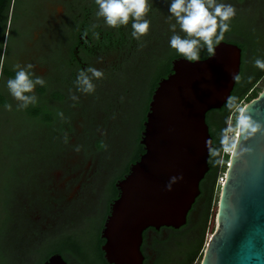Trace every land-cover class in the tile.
Returning <instances> with one entry per match:
<instances>
[{
  "label": "rangeland",
  "instance_id": "374dc122",
  "mask_svg": "<svg viewBox=\"0 0 264 264\" xmlns=\"http://www.w3.org/2000/svg\"><path fill=\"white\" fill-rule=\"evenodd\" d=\"M232 5L240 16L248 18L246 23L242 21L247 36L230 35L227 41L240 46L243 59L248 64L254 56L250 52L252 45L260 54L264 53V0H234ZM97 10L95 0H13L12 2L4 39L0 40V101L2 102L0 103V264H33V260L35 264H44L54 255L53 253L61 249L62 240H66L67 235L78 234L85 228L82 221L76 219L75 224L67 228H59L58 232L55 231L53 235L46 237L51 223H55L56 218L54 214L52 216L42 210L46 207L48 210L50 206L43 191H51L53 203L56 204L82 206L85 199L94 203L99 201L97 208L99 211L90 212V216L102 215L106 194L103 191L104 184L100 186L98 184L99 179L102 177L101 183L104 180L110 181L116 173L109 170L120 164L121 156H128L127 160L130 158L131 143L133 144L136 139L140 120L138 109L142 104V95L148 78L144 75L143 69L153 56L161 53L162 43L158 39L170 38L173 34L170 31V24L174 23V20L168 19L167 0H148L145 18L150 21L149 30L139 39H134L131 35L135 43L134 48L128 44L123 50L100 52L91 58L80 54L79 58L84 68L77 66L67 68L68 49L75 43L72 42V32L75 28H78L79 33L86 35V38L89 36L90 23L93 27L100 25L104 29L110 28L102 17L96 16ZM89 11L93 12L90 14V23L84 18ZM151 12L157 13L155 20L151 19ZM39 18H41L40 24L35 28ZM68 19L71 23L64 25L63 23ZM66 26L70 28L69 39L67 46L55 49L60 52L58 57L60 64L58 70L53 72L54 68H51L47 62L48 47L46 50L43 47L55 32H57L56 38L62 36L61 40L66 41L67 29L64 32ZM42 42L45 43L41 46ZM17 63L21 66L31 64L33 66L31 71L35 76L45 81L43 86L37 85L31 93L38 97L36 104H29L26 108L16 107L19 102L15 98H10L6 87V81L15 77L14 66ZM89 67L98 69L104 75L91 79L95 96L78 90L77 84L70 86L63 83L67 77L71 78V72H76L78 76L81 70ZM61 69H64L63 72L59 71ZM111 78L114 81H111ZM48 80L51 89L45 86ZM254 90L260 93L264 91V76L254 86ZM104 91L108 92L107 97ZM252 96L253 93L250 91L238 102L230 115L228 129H231V124L235 125L236 121L238 122L240 113L253 100ZM65 110L69 113L68 118L65 117L67 112H62ZM57 113H62L65 117L61 123H59L61 116ZM34 117L41 118L46 125H49L48 121L54 124L47 128L42 126L36 140L32 141ZM127 119L130 120L129 126ZM21 122L24 124L23 127L20 126ZM133 125L136 127L135 130L127 136L126 132L130 127L133 129ZM49 131L55 136H51ZM32 148L35 149L32 153L38 159L36 168L30 169L27 165L24 168L23 164L26 161L21 154L27 155V151ZM224 154L225 151L222 161L226 159ZM21 171L22 177L23 172L32 173V176L29 180H20L18 175ZM24 181L26 186L27 182L33 183L30 188L27 187L28 190L21 188ZM215 190L218 193L217 187ZM217 193L213 200L202 250L193 264H201L206 246L215 232ZM56 210V207L51 208V212ZM43 211L45 214L42 213ZM97 216L91 219V224L95 226L89 231H82L78 236L89 258L94 254L92 236L103 225L102 216L99 218ZM191 235L184 237V240L189 241ZM43 242L46 244L40 246ZM66 255L73 264H81L73 254L66 253Z\"/></svg>",
  "mask_w": 264,
  "mask_h": 264
},
{
  "label": "water",
  "instance_id": "95a60500",
  "mask_svg": "<svg viewBox=\"0 0 264 264\" xmlns=\"http://www.w3.org/2000/svg\"><path fill=\"white\" fill-rule=\"evenodd\" d=\"M242 58L239 45L223 40L206 59H175L158 83L140 137L144 154L117 182L119 197L101 232L108 264H143L146 230L187 224L209 171L213 138L206 117L230 101ZM238 123L216 229L201 264H264V91ZM44 264L68 263L54 254Z\"/></svg>",
  "mask_w": 264,
  "mask_h": 264
},
{
  "label": "trees",
  "instance_id": "16d2710c",
  "mask_svg": "<svg viewBox=\"0 0 264 264\" xmlns=\"http://www.w3.org/2000/svg\"><path fill=\"white\" fill-rule=\"evenodd\" d=\"M12 2L13 0H0V40L4 39V33H5V28H7V22L9 20V14H10V10L12 7ZM223 2L225 3H230V4H234V0H223ZM91 13H93L91 11ZM90 11L84 16L85 20H89V17L91 19L90 16ZM239 12H236L235 16L233 18H231V20L228 22L229 23V29L224 33V38L222 40L219 41V43L223 40H228V36L230 35H242V36H247V33L244 28V21L246 23V20L248 19L247 16H240L238 14ZM151 19L155 20V17H157V13L151 12L150 14ZM243 21V23H242ZM131 18L129 20L128 25H118L117 27L113 28H107L104 29L103 27H101L100 25L93 27L90 23L89 28H88V41L91 43H89V47L88 48H84V51L86 53V56L89 55L90 57H95L97 56L100 52H108V51H113V50H123V48L125 46H127L128 44L132 45L131 48L135 47V43H134V39L131 38ZM217 31H219V29H217ZM130 33V34H129ZM161 39V40H160ZM246 39V38H244ZM86 40V35L84 36L83 34L78 32V28H75L72 32V42L76 41L80 42ZM160 41V43H162V47H161V53L158 55L153 56V58L151 60L148 61V63H146L145 68L143 69V73L144 75H146L147 78V83H146V88L144 90V94L142 95V104L140 105L138 112L140 114V120H139V124H138V130L136 133V139L133 142V144L131 143V147H130V162L131 163H135L137 162L141 155L144 154V147L140 144V135L143 131V124L146 120V115L148 113L149 110V103L151 102L152 99V95L155 91V89L158 86V83L166 78L168 75L171 74L172 72V62L175 59L178 58H185L183 55L177 54L176 51L174 49H171L169 47V39L168 38H159L158 39ZM230 42V41H228ZM74 43V45H75ZM134 43V44H133ZM219 43H215L214 45H217ZM73 45V46H74ZM91 45V46H90ZM251 46V45H250ZM73 48V47H72ZM156 49V48H155ZM72 51V50H71ZM213 48L212 50H206V48H201L200 53L198 58L201 59H206L208 58L211 54H212ZM250 52L254 55L251 60L248 62V64H246V60L244 61L243 59V70L242 73L240 75V77L237 80L235 89L232 93L231 99L228 103H226L222 110H221V116L220 119L217 121V123L215 124L213 130L210 132L212 138H213V149L214 152L219 156V157H223V152L226 149H233L232 144H230L227 140V134H228V124H229V118L230 115L232 114V112L234 111L236 105L238 104V102L245 96L247 95L250 91H252L253 96L252 98L255 99L259 96L260 91L258 90H254V86L261 80V78L264 76V70H261L257 67H255L254 65V61L256 59H261L264 60V53L260 54V52H258V50L255 49V47L252 45ZM249 52V54H250ZM72 53V52H71ZM76 55V52H73V55H71L70 57H74ZM104 76V75H103ZM108 78V77H107ZM76 80H77V75L76 72H74V74H72L71 78H69L68 80V85H74L76 84ZM111 81H114L113 78L110 79ZM110 81V82H111ZM94 85V84H93ZM105 85V83L103 84ZM95 90H93L92 92L88 93L90 96H95ZM108 92L104 91V95L107 97ZM95 99H98L99 97H94ZM0 103L2 104V102L0 101ZM69 113H66V117L68 118ZM65 117H61L58 121L59 123H61V121L65 120ZM34 121L35 123H37L39 126H44V127H52V125L54 124V122L48 121L49 125H46V122L42 121L41 118L39 117H34ZM128 121H129V125H130V120H126L127 125H128ZM51 124V125H50ZM235 124V123H234ZM128 125V126H129ZM134 126V125H133ZM238 127H239V123L236 121V124L234 125V130L236 128V130L238 131ZM135 126L130 127L128 129V131L126 132L127 136L130 135L134 130H135ZM126 134H124L125 137ZM124 137V139H125ZM128 138V137H127ZM105 145V143H104ZM228 160V157H226V161ZM217 170L220 171V165L217 166ZM218 177V176H217ZM215 183H216V179H215ZM214 189L215 187H213L212 193H211V198H210V204H209V211H208V216L210 219L211 216V209L213 207V194H214ZM112 194H116L117 190L114 188V183L112 185ZM72 224H75L74 221H72ZM100 230H101V226L99 228V231L96 230V233L92 236L93 238V257L89 258L86 255V252L83 250V248L80 246L79 242L77 241V239L74 237V235L71 236H66V235H61V236H66L67 239L66 240H62L63 245L61 247V249L53 254H64L65 251L70 252L71 254H73L77 259H79L80 261H82L84 264H107L106 261L104 260V253L101 251V247L104 244V240H102L100 238ZM214 233V232H213ZM96 235V236H95ZM213 235V234H212ZM60 236V237H61ZM203 247V241L201 243V245L196 248V249H192L189 252L188 255V259H187V264H193L196 257L198 256V254L200 253V251L202 250ZM64 252V253H63Z\"/></svg>",
  "mask_w": 264,
  "mask_h": 264
},
{
  "label": "flooded vegetation",
  "instance_id": "af4514ba",
  "mask_svg": "<svg viewBox=\"0 0 264 264\" xmlns=\"http://www.w3.org/2000/svg\"><path fill=\"white\" fill-rule=\"evenodd\" d=\"M74 6H75V4H74ZM69 20L70 19L66 20V22H64L63 24L65 25L66 23H71L70 22L71 20L70 21ZM40 21H41V18H39V23L35 24V28L40 24ZM88 21L90 22V17H89ZM67 27L68 26H66V28H64V32L67 29V35H66V39H65L66 41L61 40L62 36L61 37L58 36L57 37L58 39H57L56 38L57 32H55L54 35H52V37H50L49 40L46 39L47 40V42H46L47 46L44 45V47H43L45 50L48 47L47 59H49V60L47 62L49 63L51 68H54L53 72L58 70V65L60 64V62L58 60L60 52L58 50H55V49L56 48L59 49L61 46L64 47V45L67 46V42L69 39V33H70V28H67ZM43 43H45V42H42L41 46ZM89 43L90 42L88 41V37H87L86 40H83L80 42L76 41L75 45L72 46L73 48L69 47L68 58L66 60L67 68H74L75 66L81 67L82 69L84 68L83 62L80 61L79 57H80V54L86 55L84 48H88ZM73 52H76V55L74 57L73 56L70 57L71 55H73ZM86 57L91 58L89 55H87ZM14 70H15V66H14ZM63 70L64 69H61L59 71L63 72ZM242 70H243V58H242L241 73H242ZM241 73H240V75H241ZM71 74H74V72L73 73L71 72ZM240 75L238 76V78L240 77ZM238 78H237V80H238ZM68 80L69 79L67 77V79H65V81H63V83L67 84ZM51 83H52V81H51ZM49 85H50V82L48 80L47 85H45V86H47L48 89H51V86H49ZM49 92H50V90H49ZM9 95H10V93H9ZM10 98H13V97L10 95ZM222 108L219 110H212V111L208 112L207 117H206V121H207V124L209 126L210 132L213 130L215 124L220 119V116H221L220 112H221ZM62 112H68V111L65 110ZM32 125L34 128L32 129L33 134H31V136H32V141H34V140H36V136H38V131L41 128V126H39L37 123H35V121H33ZM20 126L23 127L24 124L21 122ZM49 133L51 134V136H55L52 133V131H49ZM140 137H141V135H140ZM35 147H36V145H35ZM22 151H24L23 148H22ZM33 151H35V149H33V148L28 150L27 155L30 154L28 156L26 154L20 153L23 156V159H25V161H26L23 164L24 168L26 167V165L28 167H30V169L36 168L35 165H36L38 159H37V157H35L34 153H32ZM130 152H131V150H130ZM125 157H124V155H122L121 158L119 159V162L121 160L120 164H118L119 166L116 165L117 167L114 166L109 170V172L116 173V175L113 176L110 179V181L106 182V180H104L101 183L102 177L99 179L98 184H99V186L104 184L103 191H104V194H106L105 209L103 210L102 215H98V216L96 215L98 218L101 216H102L101 218H103V225H101V230H100V238L102 240H104V239L101 237V232H102L104 224H105V222H106V220L110 214L111 205L119 197V191L116 189V184L118 181L122 180L130 172V168L134 164V163L130 162L131 161L130 158L127 160L128 156L124 160ZM221 161H222V158L219 157L214 152V149L212 148L211 152H210V158H209V171L206 173L204 179L200 183L201 193H200L199 197L196 199V202L193 205L191 211L189 212L187 224L184 227H182L178 230H175L172 228H165V227H162L159 230H156L154 228H149L148 230H146L144 232L143 243L141 246V250H142V253L144 256L143 264H187L189 252L192 249L194 250V249L198 248L201 245V243L205 237L206 228H207V225H208L209 220H210L209 216H208V211H209L211 193H212L213 187H215V189H216L215 179L217 182V176L219 174V170H217V166H219L221 164ZM30 176H32V173L29 174L28 172H26V173L23 172V177H24L23 178L22 177V171H21V172H19L18 178H20V180H22V179L29 180ZM113 183H114V188L117 190V193L115 195L111 193L112 192L111 188H112ZM30 184L31 183L27 182V186H26V182L24 181V183L21 184V188H24V190H26L27 187L30 188L33 183L31 185ZM215 189H214V194H213V200L215 198V193H216ZM43 192L47 198L46 200L47 201L49 200L48 203H50V206L48 207V210H47V207L42 208V210H44L45 212L46 211L49 212L50 215H52V216L54 214L55 218H56L55 223H51L50 229L47 232L49 234L48 235L46 234V237L50 236V234L53 235V232H55V231L58 232L59 228L61 229V228L70 227L71 225H73L72 221H76V219H78V221L80 220V222L82 221V225L84 224L85 228L82 231H89V230H91L90 228L95 226L94 224L93 225L91 224L92 223L91 219H93L96 216H90V212L99 211L97 209L99 206V201L94 203L93 201L86 200L84 198L85 200L82 203L83 204L82 206L79 204L78 205L77 204L67 205V204H62V203L60 204L58 202L60 204L59 205V204L53 203V199L51 197V195H52L51 191H48V192L43 191ZM212 203H213V201H212ZM51 204H52V206H51ZM53 205L57 208L56 212H51V208L55 209V207ZM59 206H60V208H59ZM44 211L42 212L43 214H45ZM82 231H80L78 234L72 233V235H75L74 237L77 239L78 242H79L78 236ZM191 233H193L192 234L193 236L191 235ZM188 235H191L188 238L190 240L189 241L184 240L185 239L184 237H187ZM40 241H41V239H40ZM43 244L45 245L46 242H43L40 246H42ZM79 244L83 248V245L81 244V242H79ZM104 244H105V240H104ZM180 248H182V250H180ZM83 250H84V248H83ZM66 253H70V252H65L64 254H62V256L66 259L68 264H73V262L67 257ZM86 255H87V257H89L88 253H86ZM104 260H105V258H104ZM30 262H32V260ZM78 262H80V261H78ZM80 263L84 264L82 261ZM33 264H35L34 260H33Z\"/></svg>",
  "mask_w": 264,
  "mask_h": 264
},
{
  "label": "clouds",
  "instance_id": "9594fccd",
  "mask_svg": "<svg viewBox=\"0 0 264 264\" xmlns=\"http://www.w3.org/2000/svg\"><path fill=\"white\" fill-rule=\"evenodd\" d=\"M167 2L168 19L174 20V23L170 24L173 34L168 41L169 47L188 60H196L202 47L212 50L214 42L219 43L224 38V33L229 29L228 22L236 14L233 5L223 0ZM95 3L98 6L96 16L102 17L106 25L113 28L128 25L131 18V35L134 39H139L148 32L150 21L145 18L148 0H95ZM254 65L264 70V60L256 59ZM32 67L31 64L15 65V77L6 81L10 95L19 102L18 108L35 105L37 97L31 93L37 85L43 86L45 83L43 78L35 76L31 71ZM102 75L101 71L92 67L81 70L76 80L78 90L92 92L94 85L91 79L100 78ZM57 115L62 117L63 114Z\"/></svg>",
  "mask_w": 264,
  "mask_h": 264
},
{
  "label": "built area",
  "instance_id": "2783aa9c",
  "mask_svg": "<svg viewBox=\"0 0 264 264\" xmlns=\"http://www.w3.org/2000/svg\"><path fill=\"white\" fill-rule=\"evenodd\" d=\"M228 130L229 131H228V136L226 137V140L230 144H232L233 149L232 150L226 149L224 156L228 157V160L226 161V159H225V160L221 161L222 164H221V168H220V171H219V174H218V177H217V182H216V187L218 189V193L216 192L217 195H218L217 196V204L219 203V200H220L222 186L224 185V183L226 182V179H227L228 168L230 166V157L233 154L234 145H235L236 130H234V125L231 124V129L229 128ZM229 134H230V136H229ZM228 137L231 140H229ZM215 201H216V199H215Z\"/></svg>",
  "mask_w": 264,
  "mask_h": 264
},
{
  "label": "bare ground",
  "instance_id": "6f19581e",
  "mask_svg": "<svg viewBox=\"0 0 264 264\" xmlns=\"http://www.w3.org/2000/svg\"><path fill=\"white\" fill-rule=\"evenodd\" d=\"M211 238H212V237H211ZM210 240H211V239H210ZM210 240H209V241H210ZM208 243H209V242H208Z\"/></svg>",
  "mask_w": 264,
  "mask_h": 264
}]
</instances>
